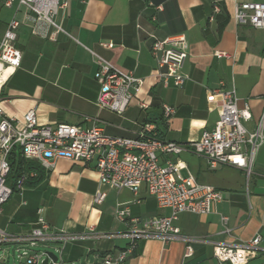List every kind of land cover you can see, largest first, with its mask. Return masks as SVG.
I'll return each instance as SVG.
<instances>
[{
  "label": "crops",
  "instance_id": "obj_1",
  "mask_svg": "<svg viewBox=\"0 0 264 264\" xmlns=\"http://www.w3.org/2000/svg\"><path fill=\"white\" fill-rule=\"evenodd\" d=\"M62 1L67 5L57 22L64 32L58 33L23 7L4 6L0 11V36L11 18L19 20L16 45L22 52L20 66L1 86L0 107L6 115L21 118L35 107L41 124L88 126L98 119L106 134L125 138L137 137L152 120L161 138L186 144L214 126L219 107L207 96L223 82L226 88H236L239 106L251 112L245 127L254 131L262 123L264 132V28L239 26L233 20L239 3L264 0ZM215 5L220 6L217 12ZM177 34L186 38L188 56L182 71L189 78L180 87L165 86L151 44ZM218 50L229 56H216ZM96 55L143 80L121 115L96 105ZM164 104L174 108L168 119ZM171 159L182 163L183 174L190 172L219 189L222 199L210 214H180L175 226L184 239H140L124 264H219L213 255L216 244L241 245L256 235L261 236L260 249L244 264H264V143L256 150L249 178L232 165L210 168L192 151ZM98 189L107 192L100 204L93 201ZM119 205L128 206L132 217L169 214L145 186L136 194L127 188L118 192L100 185L95 162L58 159L38 185L23 187L2 205L0 229L28 234L43 217L70 236L63 252L66 264H105L107 253L124 249L129 241L128 226L115 216ZM222 215L228 217L226 225ZM187 245L192 247L190 256H185Z\"/></svg>",
  "mask_w": 264,
  "mask_h": 264
},
{
  "label": "built area",
  "instance_id": "obj_2",
  "mask_svg": "<svg viewBox=\"0 0 264 264\" xmlns=\"http://www.w3.org/2000/svg\"><path fill=\"white\" fill-rule=\"evenodd\" d=\"M15 5L49 22L56 33L64 32L57 22V15L67 5L65 1L4 0L6 7ZM219 10L220 6L215 5L213 11ZM233 20L239 26L264 28V2L239 3L234 10ZM19 26V20L11 18L0 36V95L8 74L21 64L22 52L16 45ZM106 45L111 47L113 44ZM187 47L182 34L152 42L151 52L157 60V75L165 86L173 84L180 87L189 78L182 71L188 56ZM214 54L218 57L229 56L220 50ZM96 62L95 78L100 84L96 105L121 115L137 96L143 80L101 56L96 55ZM207 100L217 103L218 119L212 128L204 129L199 138L186 144L158 137L156 125L149 121L143 124L137 137L125 138L106 134L98 119L88 126L64 122L41 124L35 107L29 108L21 118L6 115L0 107V211L13 194V188L8 183L11 167L9 156L17 148L23 158L37 161L45 170L52 169L58 159L84 164L95 162L100 185L118 192L127 188L135 194L141 186H145L158 206L169 210L167 215L140 218L132 217L128 206L119 205L115 216L128 226L125 235L129 241L124 249L107 253L104 256L105 264H124L134 253L140 239H184L175 226L180 214L212 213L214 205L222 199V192L210 184L199 182L190 172L183 174L182 163L171 158L184 151H192L204 157L210 168L220 164L232 165L243 170L249 178L256 150L264 143L262 123L254 131L245 127L244 121L251 118V112L248 106H239L234 86L226 88L222 82L208 93ZM140 106L148 108L144 102ZM173 113L172 106L163 105L166 119ZM163 157H166L165 161ZM34 176L35 171L22 175L17 181V188L21 190L26 179ZM106 195V190L98 189L93 197L94 203H102ZM221 221L226 225L228 217L222 215ZM69 237L66 232L52 228L43 217L38 218L36 226L28 234L12 235L0 229V243L16 244L17 256L24 264H40L48 256V250L53 251L57 259L54 261L48 256L47 264H66L63 252ZM260 242L261 236L256 235L241 245L216 244L213 255L219 264H244L258 253ZM46 244L54 249H42L41 246ZM191 254L192 247L187 245L185 256ZM0 264H5V259L0 258Z\"/></svg>",
  "mask_w": 264,
  "mask_h": 264
},
{
  "label": "trees",
  "instance_id": "obj_3",
  "mask_svg": "<svg viewBox=\"0 0 264 264\" xmlns=\"http://www.w3.org/2000/svg\"><path fill=\"white\" fill-rule=\"evenodd\" d=\"M152 122V120H148ZM157 136L161 138V134L156 128ZM10 160V173L8 178V183L12 186L13 192L17 188V181L24 175L25 173H29L30 171H35L36 176L29 177L23 184V187H34L38 185L45 176V169L34 160L25 159L21 156L19 149H14L9 156ZM20 191V190H18Z\"/></svg>",
  "mask_w": 264,
  "mask_h": 264
},
{
  "label": "rangeland",
  "instance_id": "obj_4",
  "mask_svg": "<svg viewBox=\"0 0 264 264\" xmlns=\"http://www.w3.org/2000/svg\"><path fill=\"white\" fill-rule=\"evenodd\" d=\"M4 8V0H0V11ZM19 189H15L13 196L18 194ZM17 245L14 243H0V258L5 259V264H20L18 252L16 251ZM42 249H45L41 246ZM54 249V248H51Z\"/></svg>",
  "mask_w": 264,
  "mask_h": 264
},
{
  "label": "water",
  "instance_id": "obj_5",
  "mask_svg": "<svg viewBox=\"0 0 264 264\" xmlns=\"http://www.w3.org/2000/svg\"><path fill=\"white\" fill-rule=\"evenodd\" d=\"M153 115H156V113H152V114H151V116H153ZM47 253H48V256H49L51 259H53L54 261L57 259V255H56L53 251L48 250ZM48 256L45 257V258L42 260V262H41L40 264H47L48 261H49V257H48ZM23 264H24V263H23Z\"/></svg>",
  "mask_w": 264,
  "mask_h": 264
}]
</instances>
